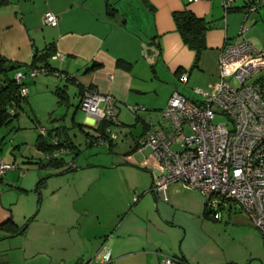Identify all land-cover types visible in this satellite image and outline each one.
I'll return each mask as SVG.
<instances>
[{
	"label": "crops",
	"instance_id": "crops-1",
	"mask_svg": "<svg viewBox=\"0 0 264 264\" xmlns=\"http://www.w3.org/2000/svg\"><path fill=\"white\" fill-rule=\"evenodd\" d=\"M109 2L115 8L112 14L107 12L104 0H11L8 6L0 10V57L18 63H30L35 53H40L53 44L56 53L63 55L62 59L50 60L51 67L57 72L43 74L47 77L38 81L34 78L26 79L28 101L34 105V95L38 91H50L54 96L48 92L47 98L53 103L58 100L54 94L55 89L63 87L68 102L64 106H57L64 108V111L63 115L52 121L53 125L55 128L60 127L61 121L66 124L72 109L69 125L72 124L73 128L70 130H78L85 138V145L98 147L108 145L109 141L102 145L93 141V137L99 135V123L79 109L82 94L84 89L92 88L101 94L114 96L117 99L118 116L117 124L110 128L117 134V138L112 140L110 146H106V150L113 152L119 147L116 140L120 133L121 139L129 144L127 161L149 170L152 181L161 173V168L149 156L150 153L142 155L135 150L139 140L149 130L159 128L161 111L175 90L182 94L193 87L204 91L212 90L219 77V50L225 41H233L239 35L245 6L240 2L225 13L223 0H198L191 3L184 0ZM183 10L191 11L212 25L205 34L206 48L197 65H194L195 51L184 44L173 21V13ZM49 11L58 16L56 27L44 24V15ZM252 18L253 23L258 22V18L264 22V11L259 8ZM184 71L187 72V81L179 83V76ZM163 90L167 97L164 104L160 101ZM187 97L193 96L188 94ZM129 106H141L143 109L132 113ZM51 129L53 127L45 130ZM70 130L69 135L73 141ZM85 133L90 135L89 139L85 137ZM73 144L75 145L74 141ZM2 155L4 158L5 155ZM138 156L141 157L140 160L137 159ZM3 158L0 160L10 163ZM29 160L27 163L37 165V162ZM76 166L75 164L73 167ZM85 166L92 168L95 165L88 163ZM67 167L70 166L67 164ZM6 183L3 177L0 178V225L10 219L21 227L16 222L11 191ZM133 200L136 202L135 198ZM162 208L165 212L172 210L167 205ZM67 215H71V222L66 225L72 226L74 212ZM95 218L98 221L101 219L98 215ZM127 222L128 217H123L118 222L117 230H114L116 232L106 237L108 241L101 244L98 251H91L86 246L81 250L79 242L81 239L84 242L89 239L85 230L92 226L93 221L88 216L78 217V237H75L73 243L75 245L70 247L61 242L59 247H43L34 252L46 256L47 264H71L75 259L73 264H162L166 257H180L149 252V249L158 246L157 242L145 228L140 233L120 231L123 226H127ZM103 224L100 222L101 231L90 237L107 235L108 232L102 230L105 227V231H109L110 228L108 229V223ZM106 247H110L109 250ZM183 257L191 264H201L192 260L193 257L186 251L183 252Z\"/></svg>",
	"mask_w": 264,
	"mask_h": 264
},
{
	"label": "rangeland",
	"instance_id": "rangeland-1",
	"mask_svg": "<svg viewBox=\"0 0 264 264\" xmlns=\"http://www.w3.org/2000/svg\"><path fill=\"white\" fill-rule=\"evenodd\" d=\"M240 2L237 0L235 4L239 5ZM260 10L264 11V6ZM254 13H250L244 23L248 29L244 31L243 38L264 49V22L258 18L259 21L253 23ZM45 77L39 74L34 79L38 81ZM194 88L197 87L183 93L195 97ZM48 92L53 95L50 91H38L34 95V105L29 101L18 118L0 129V158L4 154L3 159L14 162V169L7 171L3 178L11 191L16 222L26 227L24 233L15 236L0 231V264H47L46 256L34 251L43 247H59L61 242L70 247L75 245V237H78L76 224L78 217L82 216L90 217L93 223L85 230L89 239L79 242L81 250L86 246L91 251H98L99 246L108 241L106 237L116 232L114 230H117L118 222L128 217L127 226H123L120 231L140 233L145 228L158 245L149 249V252L181 257L186 251L193 257L192 260L201 264H264V238L238 206L226 204L216 208L217 220L211 215L205 217L206 197L180 183L169 185V202L158 199L150 192L149 170L127 161L129 144L121 139L120 133L116 140L119 147L109 152L106 150L107 144L90 147L85 145V138L78 130H70L80 154L73 158V154L64 152L61 157L66 162L65 167L39 168L27 163L28 159L38 163L45 158L34 144L39 128L55 127L52 121L63 115L64 108L57 107L58 100L53 103L48 101ZM165 93L164 90L160 93L163 104L167 100ZM72 113L71 109L66 124L61 121L62 125L71 128ZM146 153L150 151L145 150ZM140 158L138 156L137 159ZM88 163L95 166L87 168L85 164ZM67 164L71 170L62 173ZM75 164L77 166L73 167ZM39 181H42L40 185ZM37 189L40 193H37ZM163 205L172 210L165 212ZM69 212L75 215L73 227L66 225L71 222V215H67ZM96 215L100 216L99 221ZM166 218L170 223L166 222ZM29 220L31 222L28 224ZM100 222L103 225L108 223L110 230L105 231V227L102 230L108 232L107 235L90 237L101 231ZM109 248L106 247L107 250Z\"/></svg>",
	"mask_w": 264,
	"mask_h": 264
},
{
	"label": "built area",
	"instance_id": "built-area-1",
	"mask_svg": "<svg viewBox=\"0 0 264 264\" xmlns=\"http://www.w3.org/2000/svg\"><path fill=\"white\" fill-rule=\"evenodd\" d=\"M236 1L223 0L225 13ZM241 1L245 6L243 24L238 37L225 41L219 50V77L212 90L194 88L196 96L192 98L175 90L161 111L159 128L149 130L139 140L137 151L144 155L149 150V156L160 165L161 173L152 184L158 199L169 202V185L180 183L206 197V211L215 220L216 208L235 204L264 238V49L243 38L248 29L244 23L250 13L264 6V0ZM44 24L56 27L58 16L46 12ZM62 58L61 53L52 56V60ZM44 73L42 67L28 73L17 71L14 80L22 83ZM186 81L184 72L179 83ZM27 92V88H21L23 96ZM128 108L132 113L143 109ZM79 109L97 124L108 123L105 136H98L95 143L106 144L105 137L117 138L110 128L117 124L118 104L114 96L86 88ZM216 118L221 120L216 122ZM39 133L44 134L45 129L39 128ZM64 152L69 153L62 149L48 157L58 158ZM12 169L14 164L0 160V178ZM162 264L179 263L175 257H166Z\"/></svg>",
	"mask_w": 264,
	"mask_h": 264
},
{
	"label": "trees",
	"instance_id": "trees-1",
	"mask_svg": "<svg viewBox=\"0 0 264 264\" xmlns=\"http://www.w3.org/2000/svg\"><path fill=\"white\" fill-rule=\"evenodd\" d=\"M104 2L107 12L112 14L115 11V8L111 5L109 0H104ZM10 3L11 0H0V10L8 6ZM232 9H234V7L229 10ZM172 17L176 26V30L180 34L184 44L195 51L194 65H197L201 53L206 48L205 34L212 28V25L205 19L197 17L189 10L175 12L173 13ZM54 54H56V51L53 47V44H50L46 50L40 53H35L30 63H18L0 57V129L9 126L14 119L18 118L20 113L25 110V106L29 103L27 94L24 96L21 94V88H27L26 80L22 83H17L14 80L15 73L17 71L28 73L30 69L41 67L45 69L44 74L57 72L50 65V60H52V56ZM54 94L58 99V106H64L67 104L68 97L63 87L56 88ZM107 125L108 123L104 121L99 123L97 128L99 132L98 136H105V129ZM69 130L70 128L62 125L56 128L53 127L51 130H45L44 134L39 133L35 147L38 151L46 155L43 160L41 159L38 161L37 165L39 168L65 167L66 162L62 157H48L62 149L67 148L69 153L73 154V158L79 154V148L73 144L71 136L69 135ZM84 135L89 139L90 135L87 133ZM98 136L93 137L95 138L94 140H96ZM104 139L109 141L108 146H110L112 140L106 137ZM137 149L138 146H136L135 150ZM69 170H71V168L67 167L62 173H66ZM41 182L42 181H39L38 185H40ZM208 215L209 214L206 212V208H204V216L210 217V215ZM29 222L31 221L29 220L27 223L29 224ZM25 229L26 227L24 226H16L10 219L0 225V231H4L7 234H10V236L24 233ZM175 258L178 259L179 264H190L189 261L183 257V255H181V257Z\"/></svg>",
	"mask_w": 264,
	"mask_h": 264
},
{
	"label": "water",
	"instance_id": "water-1",
	"mask_svg": "<svg viewBox=\"0 0 264 264\" xmlns=\"http://www.w3.org/2000/svg\"><path fill=\"white\" fill-rule=\"evenodd\" d=\"M73 170H75V169H73ZM152 184H153V180L151 181L150 192L154 195V191H153V189H152ZM37 193H40L39 189H37ZM154 196H155V195H154ZM154 202L156 203V199H155V197H154Z\"/></svg>",
	"mask_w": 264,
	"mask_h": 264
}]
</instances>
